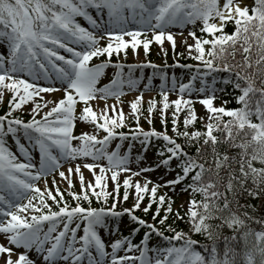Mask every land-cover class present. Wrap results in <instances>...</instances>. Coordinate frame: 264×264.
I'll return each instance as SVG.
<instances>
[{
  "label": "snow or ice",
  "instance_id": "obj_1",
  "mask_svg": "<svg viewBox=\"0 0 264 264\" xmlns=\"http://www.w3.org/2000/svg\"><path fill=\"white\" fill-rule=\"evenodd\" d=\"M88 9H94L98 16L106 14L107 26L94 19ZM77 16L88 20L93 31L78 23ZM130 20L141 25L142 29L128 30ZM197 21L201 22L202 35L190 31L189 36L194 43L184 41L189 57L200 62L196 66L197 72L201 67L207 70L203 73L205 76L219 72L234 75V80L226 78L224 83H232L234 89L239 90L235 99L241 106H215L213 87L211 95L198 97V102L206 109V116L198 117L193 100L185 99L182 94L186 91L204 93L208 89L202 80V86L196 90L192 87V80H189L179 85L181 96L176 100L169 101L168 93L161 92V123L166 125L164 112L170 104L173 105L175 111L171 123L175 136H169L167 128L163 132L155 128L145 131L140 126L142 113L139 106L143 94L136 96L129 104L136 120L135 130L128 134L115 131L126 124L123 109H118L116 104H105L98 112L90 103L108 97H115L120 102V97L124 95L122 85L125 81L121 79L120 71L108 84L97 86L112 55L119 54L129 46L135 52L141 45L147 55L153 41L162 48L165 40L171 43L175 51L176 38L169 28L195 25ZM229 23L234 24L231 33L226 31ZM149 31L152 35L147 38L145 34ZM126 36L131 39L126 40ZM104 40L107 42L102 44ZM0 42L8 47L7 56L0 54V101L5 90L11 93L7 102L9 109L0 115V235L7 241V244L0 243L2 264H83L85 259L87 264H136L137 261L139 264H238L237 248L241 244L242 264H264V218L255 217L244 210L252 208L255 211L253 205L240 203L242 198L264 196V0H254L251 8L241 6V0H223L222 4L221 0H0ZM69 42L78 45L79 50L69 46ZM58 49L71 55L61 54ZM238 53L242 57L240 61H236ZM105 55L107 60L90 66L94 57ZM149 66L156 67L150 62ZM115 67L119 70L123 65L116 63ZM49 69L61 82V88L43 87L36 83L41 77L45 80L51 78ZM22 73L32 77V82L21 76ZM257 81L260 86H257ZM127 83L131 88L136 82L129 79ZM212 83L215 85V77ZM55 91H63V97L47 100L41 96V93ZM35 97H40L43 103L36 101ZM29 102L34 105L29 110L32 113L30 119L25 121L13 117V112ZM81 102L83 107L78 115L79 120L91 123L96 132L102 130L105 133L102 137L87 132L78 137L73 135L77 105ZM49 103L53 106L37 118L41 109ZM156 104L155 99L148 101V115L145 118L149 124L152 123ZM182 108L187 113L183 118L184 130L179 129L177 120ZM197 120L205 121L204 130L195 129ZM189 126L194 130L189 131ZM216 132L223 133V136L215 135ZM9 134L14 139L22 134L32 143L38 151V165L32 161L28 148L16 139L19 151L27 162L18 159L6 146L5 137ZM241 134L244 138L238 141ZM127 135H131L132 140L143 137L140 144L145 150L153 137L164 141L157 153L162 159L156 167L163 165L168 171H175L172 161L176 160V168L180 171L176 172L174 179L165 180L163 187H171L174 191L175 186L190 177L191 183H186L181 189L182 192L191 190V198L183 214L180 210L183 204L174 211L173 197L167 193L157 195L160 184H153L148 178L143 183L140 180L133 183L132 177L152 169L133 171L129 167L131 144L124 155L119 154L120 144L116 145L115 150L108 151V144L113 138L123 140ZM175 137H182L189 147H195V155L189 154ZM73 140L81 143L73 146ZM221 145L225 146L223 151L220 150ZM230 149L239 151L230 155ZM81 156L91 157L93 161L104 158L108 166L84 163L72 167L70 161ZM61 159L68 160L69 167L66 172L59 171L58 175L67 181L68 194L76 201L74 206H69L64 200L59 187L53 194L48 189L47 180L44 189L35 183L41 177L56 172ZM136 159L138 162L141 157L137 156ZM81 167L88 169L94 179L86 182ZM34 168L35 172L32 171ZM97 168L99 174L95 171ZM122 172L131 173L122 180L124 201L129 198V189L134 188L135 191V202L131 208L117 211L120 201L115 198L108 208L82 206V200L90 202V194L97 199L108 200L111 195L106 190L108 173L114 184L113 192L118 195L121 187L118 177ZM222 172L224 175H221ZM20 174L28 179L21 178ZM73 175L79 179V192L71 191ZM52 183H57L55 177ZM197 194L200 199L196 198ZM146 195L148 203L144 205ZM23 199H27V202L21 203ZM154 204V223L135 215L137 209L148 214ZM125 213L149 231L145 232L140 242L142 246L124 237L112 242L111 252H108L98 230L106 228L110 231V219ZM173 216L175 220H185L191 233L205 235L212 241L211 246L201 245L189 232L177 230L168 224ZM77 219L84 222L83 234L79 236L77 230L81 224L72 226ZM62 220L63 227L58 229L57 225ZM212 221L219 223L213 224ZM45 222L49 224L46 231L43 227ZM250 222L261 225V228L256 230L250 227ZM157 223L167 225V231L173 234L165 235L164 230L156 226ZM225 227L231 229L232 234L223 236L221 253L217 241L221 238L220 230ZM137 231L138 228L132 230L133 234ZM153 232L167 242L166 246L149 248L148 240ZM249 237H254L251 246ZM230 241H234L236 246L231 245ZM121 249L125 253L136 249L139 256L119 255ZM32 252L36 258L30 256ZM150 252L155 255H149Z\"/></svg>",
  "mask_w": 264,
  "mask_h": 264
},
{
  "label": "rangeland",
  "instance_id": "obj_2",
  "mask_svg": "<svg viewBox=\"0 0 264 264\" xmlns=\"http://www.w3.org/2000/svg\"><path fill=\"white\" fill-rule=\"evenodd\" d=\"M252 0H241V6H249L251 4ZM223 3V0H221V4ZM89 14L94 18L98 19V22H100L103 26H107L108 22V16L104 14L103 16H98L97 12L94 9H88ZM93 13V14H92ZM218 22V21H217ZM79 23L89 29L90 31H93L92 25L86 20L84 17L79 16ZM127 29L128 30H138L142 29V26L139 24L134 23L133 21H129L127 24ZM169 30L175 35L176 38V48L175 51H173L172 45L170 42L167 40L164 41L163 47L161 48V45L153 43L150 45L149 52L147 55L144 52L143 46H139L136 51L134 52L131 46H129L126 50H122L119 54L114 53L111 57V62L108 64V67L104 69V75L100 78V81L98 85L100 87H103L105 84H108L114 74L118 70L115 67L116 63H120L122 65H127L130 67H139L140 69L143 70V77L142 78H133L131 80H134L135 86L134 87H129L127 81L125 80V83L122 85V91L124 92V95L120 97V102H117L115 97H108L106 100H93L91 101V105L96 111H100L101 108L105 104L108 105H113L116 104L117 108H122L124 113H125V119H126V124L122 128H117L115 131L117 132H124L126 134L130 133L131 131L135 130V124L136 120L133 118L131 114V109L129 107V104L131 101L135 99L136 96L143 94V100L141 105L139 106L140 112L142 113L140 115L139 119V124L140 126L145 130L148 131L152 128H155L157 131H165V128H167V133L169 136H175V134L172 132V113L175 111V107L170 104L169 108L165 110L164 112V119L166 121V125L161 123V113L160 109L162 107L160 101L162 99L161 97V92L165 91L168 93V99L169 101L176 100L181 96V93L179 91V85L181 83H188L189 80H192V87L196 90H198L201 86L202 83L201 81L206 82V87L208 91L201 93L199 91H193L191 93L185 92L183 93V97L185 99H192L194 102V107L196 109L197 115L199 116H206V109L202 104L198 102V97L203 98L207 95H211V89L214 87L215 88V97L213 103L215 106H220L222 105V99L220 97V91L218 90L217 86L219 84V79L216 75L213 73H209L208 75H203L207 70L204 69L203 67L200 68V71L197 72L196 66L200 64L199 61H196L192 58L189 57L188 55V49L187 45L184 43L185 40H187L188 44H193L194 40L191 36H189V32L191 31L190 25H186L184 27H180L179 25L176 26H171ZM180 33H183V35H180ZM152 33L149 31L145 34L147 38H150ZM145 36H142L141 38H145ZM126 40H130V37H125ZM107 41H101V43H106ZM69 46L71 47H77L79 50L78 45H74L71 42H69ZM61 54H64L66 56H70L71 54L64 52V50H59ZM126 52V54H125ZM166 53V54H165ZM0 54H3L4 56L8 55V47L7 44L0 42ZM193 55H195V52L193 51ZM108 57L102 56L99 58H93V60L90 62L91 65L98 64L102 61L107 60ZM149 62L152 65H155L156 67H151L149 66ZM180 63L186 64V65H191L192 67H180ZM162 71V76H159V71ZM24 78L29 79L30 82H32V77H28L26 74L22 73L20 74ZM49 75L50 79L45 80L41 77L36 83H39L43 87H49V86H54L55 88L59 89L61 88V82L55 79V74L52 72L51 69H49ZM195 75V79H193V76ZM175 76V87H173V77ZM215 77L216 83L213 85L212 81L213 78ZM151 78V79H149ZM147 85V87H146ZM66 86V85H64ZM97 95H100L99 93ZM41 96H43L47 100H59L60 98L63 97V91H55L51 93H41ZM11 98V93L8 92L7 90L4 91V97L3 100L0 101L1 106H8V100ZM36 101H39L40 103H43V101L40 100V97H35L34 98ZM150 99H155L157 101L156 108L152 114V123L149 124L147 119L148 113H147V107H148V101ZM33 103L29 102L28 104L24 105L22 109H17L15 112H13L12 115L17 114L18 116L22 117V120L27 121L28 119L31 118L32 113L29 111L33 107ZM53 105L49 103L46 108H42L40 113L37 115V118H39L40 115L43 114V112L48 111ZM83 107V103H78L77 105V119L75 121V127L73 129V135L75 136H80L82 133H90V134H96L98 137H102L105 135V133L101 130L99 132H96L94 129V126L91 123H86L82 122L79 120L78 115L80 110ZM111 114V113H110ZM186 109L182 108V111L178 114L177 120H178V127L179 129L184 130V125H183V118L186 115ZM204 123L205 121H200L197 120L195 124V129L200 127L202 130H204ZM194 130L192 126H189V131ZM12 136V135H11ZM16 139L20 140V143L24 144L26 148H28L31 159L34 163L38 165L39 163V156H38V151L33 148L31 142H26L23 139L22 134H19ZM16 139L12 137V140L16 143ZM81 142L79 140H73L72 144L73 146H78ZM120 144L119 148V154L124 155L125 152L129 151V144L132 145L131 151L129 153V159L131 163L129 164V167L133 171H138L140 168H150L152 169L151 171L143 172L141 173L140 176L132 177L133 183L136 180H140L141 183L144 182L145 178L150 179L153 184H160L161 187L158 189L157 195H163L167 193L168 196H171L175 199V204L173 205L174 211L177 208H180L181 204L184 205L183 208H181V212H185L187 209L188 201L191 198L190 197V192H182V184L175 186V190L173 191L171 187H163L164 181L168 179H174L177 168H176V160L172 161V167L175 169V171H168L167 168L163 165L156 167V165L159 164L161 157L156 155L155 153H151L148 150L142 149L141 146L139 145L138 140H132L131 135H127L125 139L121 140L119 137L113 138L109 144H108V151H112L116 149V145ZM11 151H13L17 156L18 159L21 161L27 162V158L23 156L22 153L19 151V147L17 144L9 148ZM137 156L141 157V159L137 162ZM71 166L75 167L76 164H81L83 165L84 163H96L103 165L105 167L108 166V161L104 158H101L97 161H93L91 157H77L75 160L70 161ZM69 167V162L66 159H61L60 161V168L56 170V172L49 173L48 175L41 177L40 180L35 181V183L41 188L44 189L45 187V180L48 182V189L53 191V194H55V189L56 187H59L60 191L64 195V200L69 204V206H74L76 201L72 199V197L68 194L69 189L67 185V181L63 180L59 175V171H67V168ZM33 172L36 171V169H32ZM81 171L84 174L85 181L93 180L92 173L89 172L88 169L81 167ZM97 174H99V168L95 170ZM21 178L23 179H28L27 177H24L23 174H20ZM109 176V179L107 181L108 187L107 191L111 193L109 196L108 200L105 201L104 199H97L95 196H91L90 194V202L89 201H81L82 206L88 207L91 206L93 208H108L111 206L113 203L114 198L118 199L120 202L117 203V211H122L123 208H131L133 203L135 202V191L134 188L129 189V198L127 201L123 200V184L122 180L124 179L125 176H130L131 173H125L122 172L120 173L118 180L121 182V187L119 194L117 195L115 192H113L114 184L110 179V173L107 174ZM53 177H55L56 184L53 185L52 180ZM73 187L71 191H80V184H79V179L77 176L73 175ZM151 187V185H150ZM96 191H99V189H96ZM2 194V193H0ZM31 195V193H29ZM59 199V196L57 197ZM96 202V205L93 204L94 201ZM21 203H26L27 199H23L20 201ZM49 204L53 205V208L55 210L57 209V206L51 201L48 200ZM148 203V196L146 195L145 200L143 202L144 205ZM2 206V205H0ZM155 211V204L153 205L152 209L148 214H145L142 210L137 209L135 212V215L145 219L149 223H154L152 220V216H148L149 214H152ZM126 214V213H125ZM28 215V214H25ZM128 215V214H126ZM144 216V217H143ZM145 216H148L145 218ZM161 216H163V211L161 212ZM174 219L173 217H170L168 222H171ZM64 221H60V223L57 225L58 229H61L63 227ZM76 223H80L81 227L77 230V235H82L83 234V221H80L77 219L74 221L72 224L73 227H75ZM49 224L48 222H45L43 227L44 230L46 231L48 228ZM157 227H160L158 223L156 224ZM130 227V223L125 222L124 220H117L116 225L114 227H110L109 229L106 228H101L99 229V234L102 238V240L105 241L107 248L106 250L108 252H111V243L114 242L116 239H120V236L118 235V230H123L127 229ZM111 232V234H110ZM0 243L2 244H7V241L3 235H0ZM157 242L155 240H148V246L149 248L153 246H157ZM138 246H142L140 244H137ZM126 247V245L124 246ZM20 251H23V249H20ZM119 255H130V256H139V251L136 249H133L131 252L125 253L123 249L118 251ZM35 253L32 252L30 253V256L33 258L35 257ZM149 255H155V253H149ZM2 264V262H0ZM83 264H87V260L85 259ZM136 264H139L137 261Z\"/></svg>",
  "mask_w": 264,
  "mask_h": 264
},
{
  "label": "trees",
  "instance_id": "obj_3",
  "mask_svg": "<svg viewBox=\"0 0 264 264\" xmlns=\"http://www.w3.org/2000/svg\"><path fill=\"white\" fill-rule=\"evenodd\" d=\"M253 5H254V0H252V4L249 7L251 8V6H253ZM76 20L79 23V16L76 17ZM189 25L191 27V31H195L198 36L202 35V33L200 32V27L202 26L200 21H197V23L195 25H192V24H189ZM233 30H234V24L229 23L226 27V31L231 33ZM255 58H256L255 53H253V59H255ZM229 59L231 60V58H229ZM241 59H242V57L238 53L236 56V61H240ZM249 71H251V70H249ZM120 73H121V79H123L124 81L128 80V79H133V78L139 79V78L143 77V71L141 69L127 68L125 66H124V68H122ZM161 74L162 73L159 72L158 75L161 76ZM213 74L216 75L219 79V84H218L217 88L220 91V97L222 99V101H221L222 104L227 108H238V107H240L241 105H239L235 99V96L239 95V90L234 89L232 83H224V80L226 78L234 80L235 79L234 75L229 76V74L226 72H219V73H213ZM97 86L100 87L99 85H97ZM257 86H260L259 81H257ZM225 101H227V104H224ZM7 111H8L7 106H1L0 105V115H4ZM13 117H18V118L22 119V117L18 116L17 114L13 115ZM10 118H12V117H10ZM224 119L227 120L228 117H224ZM253 120H255V117H253ZM197 129L202 130L200 127H198ZM180 130H182V129H180ZM215 135L222 137L223 133L216 132ZM175 138L177 139L178 143H181L182 145H184L186 151H188L189 154L195 155V147H189L187 145V143L185 142L184 138H182V137H175ZM241 138H244L242 134H241V137L237 138L238 141ZM141 139H143V137H140L138 139V142H139V145L141 146V148L144 149V147H142V145L140 144ZM5 140H6V146L8 148H11V145H13V144L11 141L10 134L7 137H5ZM201 143H202V141H201ZM163 145H164V141L162 139L158 140L157 138L153 137V138H151V143L147 147V150L150 151L151 153H155L157 155L158 151L161 150ZM224 147H225L224 145H221L220 150L223 151ZM238 151H239V149H230L229 154L233 155ZM209 153H210V150H209ZM161 159H162V157H161ZM177 163L178 162L176 161V164ZM256 166L259 167L260 165L257 163ZM179 171H180V169L177 168V172H179ZM221 175H224V172H222ZM186 183H191L190 177L184 183H182V188L185 187ZM249 186H251V181H249ZM190 191L191 190L189 189V191H187V192H190ZM196 198L200 199V195L197 194ZM240 203L253 205L255 207V211H253L252 208H247L244 210L248 211L251 215H253L255 217L264 218V196L258 197V198H253V197L242 198L240 200ZM93 204L96 205V202L94 201ZM182 214H183V212H182ZM148 216H152V214H149ZM148 216H145V218ZM117 220H120V218H111L109 221V226L114 227V225H116ZM121 220H124L125 222L130 223V227H128L127 229L118 230V235L120 236V239H123L124 237H129L133 244H136V245L140 244L141 240L144 238L145 232H148L149 229H147L144 226L138 225L137 223L132 221L127 215L121 217ZM211 223L217 224V223H219V221H212ZM168 224H172L173 227L176 228L177 230H183L185 232H189V234L192 235V238L199 241L201 245L211 246V244H212V241L207 239V237L205 235L191 233L190 229H189V224L185 220H175V218H174ZM250 227H252L256 230H259L261 228V225L250 222ZM134 228H138L139 231H137L133 234L132 230ZM159 228H162V230H164V232H165V235H167V236H170L173 234V233L167 231V225L160 226ZM220 232H221V238L217 241V244H218L219 250L222 253L223 247H224L223 236H231L232 230L225 227L222 230H220ZM149 239L155 240L157 242L156 244L160 245V246H166V244H167L166 241H163L162 238L157 236L154 232L150 234ZM249 241H250L249 246H251V243H254V237H249ZM230 244L233 246H236V243L234 241H230ZM197 247H199V246H197ZM200 250L203 251L202 248H200ZM242 254H243V244L239 245L237 248L238 264H242Z\"/></svg>",
  "mask_w": 264,
  "mask_h": 264
},
{
  "label": "bare ground",
  "instance_id": "obj_4",
  "mask_svg": "<svg viewBox=\"0 0 264 264\" xmlns=\"http://www.w3.org/2000/svg\"><path fill=\"white\" fill-rule=\"evenodd\" d=\"M119 109V108H118ZM35 257H36V255H35Z\"/></svg>",
  "mask_w": 264,
  "mask_h": 264
}]
</instances>
